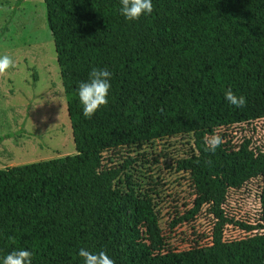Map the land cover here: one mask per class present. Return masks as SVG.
Segmentation results:
<instances>
[{"label":"trees","instance_id":"obj_1","mask_svg":"<svg viewBox=\"0 0 264 264\" xmlns=\"http://www.w3.org/2000/svg\"><path fill=\"white\" fill-rule=\"evenodd\" d=\"M44 2L77 152L0 169V257L82 264L83 247L115 264H264V0H152L135 21L119 0ZM92 67L111 89L85 119L76 89ZM252 182L256 222L234 221L229 191Z\"/></svg>","mask_w":264,"mask_h":264},{"label":"rangeland","instance_id":"obj_2","mask_svg":"<svg viewBox=\"0 0 264 264\" xmlns=\"http://www.w3.org/2000/svg\"><path fill=\"white\" fill-rule=\"evenodd\" d=\"M0 0V55L13 63L0 73V169L75 154L67 98L44 0ZM262 188L252 182L232 189L227 212L234 220L254 224L262 203ZM211 228L210 218L203 229ZM237 238L235 224L225 229Z\"/></svg>","mask_w":264,"mask_h":264},{"label":"clouds","instance_id":"obj_3","mask_svg":"<svg viewBox=\"0 0 264 264\" xmlns=\"http://www.w3.org/2000/svg\"><path fill=\"white\" fill-rule=\"evenodd\" d=\"M119 3V14L126 21L138 20L141 16H148L153 11L152 0H119ZM12 63L8 55H0V73L7 70ZM111 75L105 68L92 67L88 78L78 82L76 91L85 119H90L101 106L108 103ZM224 99L237 108L246 104V98L243 95L237 96L230 88L224 91ZM222 142V137L215 132L211 135L206 134L203 137L204 150L214 153ZM77 255L81 258L82 264H115L105 250L92 252L81 247ZM0 264H33L32 252L24 248H14L0 257Z\"/></svg>","mask_w":264,"mask_h":264}]
</instances>
